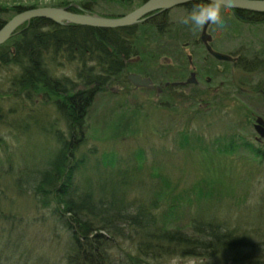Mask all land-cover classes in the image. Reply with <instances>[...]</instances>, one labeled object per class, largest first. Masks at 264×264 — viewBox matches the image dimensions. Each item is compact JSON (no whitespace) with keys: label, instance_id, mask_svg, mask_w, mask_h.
<instances>
[{"label":"trees","instance_id":"obj_1","mask_svg":"<svg viewBox=\"0 0 264 264\" xmlns=\"http://www.w3.org/2000/svg\"><path fill=\"white\" fill-rule=\"evenodd\" d=\"M146 1L117 2L127 10L135 7L127 5ZM198 3L208 4L193 2L184 8L191 11ZM95 4L87 0L68 10L111 18L125 15L97 13ZM28 9L0 7V30ZM232 12L238 23L264 24V13ZM153 16L158 17L117 29L37 18L0 46V231L9 222L8 195L13 191L30 198L37 214L47 213L44 219L52 221V233L64 239L63 264H170L174 257L197 264H264L261 212L231 215L230 205L223 207V200H213V194L208 209L191 211L188 220L184 195L171 191L162 177L147 173L145 153L129 161L123 155L97 154L96 147L87 149L88 116L96 96L121 81L128 85L129 73L152 79L160 70L163 48L180 25L167 12ZM194 38L193 44H200ZM259 46L253 56H241L237 63L246 73L264 75V42ZM67 65H72L73 77L60 73ZM176 90L165 87L161 95ZM12 100L21 103L12 105ZM22 103L26 111L19 116L17 104L22 109ZM31 103L52 105L55 118ZM187 132L183 140L190 141ZM43 137L51 139L48 146L49 139ZM33 138L42 139L43 147L30 148ZM229 141V153L247 147L264 162V145L239 139L238 147L235 138ZM23 238L17 240L22 243ZM127 242L125 249L122 243Z\"/></svg>","mask_w":264,"mask_h":264},{"label":"rangeland","instance_id":"obj_2","mask_svg":"<svg viewBox=\"0 0 264 264\" xmlns=\"http://www.w3.org/2000/svg\"><path fill=\"white\" fill-rule=\"evenodd\" d=\"M85 1L0 0V7L70 9L82 7ZM93 1L96 2L97 13L117 11V15H126L150 0L139 6L127 5L128 8L135 6L127 10L117 2L119 0ZM123 4L126 5L125 2ZM184 6L167 11L169 19L179 23L180 28L176 30V37L172 36L164 46L159 59L160 70L152 80L156 85L166 81L178 82L190 78L195 70L199 85L177 88L166 97L135 88L129 83L125 85L123 81L112 85L96 96L90 108L87 149L96 147L97 154L123 155L129 161H134L136 154L145 153L147 173L162 177L171 191L184 195V213L188 220L191 211L208 209L212 201L209 197L213 194L216 195L213 200H223V207L230 205L231 215L234 212L237 216V211H240L244 216L248 210L264 215L263 160L247 147L236 148L233 153L227 150L232 138L237 140L238 147L239 139L255 142L257 134L249 121L257 116L264 117V75L261 72L246 73L235 62L219 63L206 53L202 43L194 45L195 36L189 26L182 23L191 12ZM232 10L221 6L223 27L211 25L209 29L214 47L234 56H253L264 42V24L238 23ZM7 15L2 17L8 19ZM73 70L72 65H67L60 73L73 77ZM179 78L182 80H177ZM208 78L212 79L211 84H208ZM216 88L221 89L220 96L213 95ZM14 102L21 103L20 100H12V105ZM24 105L22 103L20 109V104H17L21 111L19 116L26 111ZM33 105L55 118L52 105ZM43 121L48 125L45 118ZM186 131L190 141L183 140ZM43 138L49 139L46 142L48 146L51 139ZM28 143L30 148L32 145L43 147L42 139L33 138ZM41 147L35 150L40 151ZM11 192L8 195L11 204L8 207L11 210L7 212L9 222L0 231V247L3 248H0V264H22L23 261L26 264H38L39 261L42 264H63L64 239L58 240V236L52 233V221L50 225L44 219L47 213L37 214L30 198H21L20 194ZM20 237H24L22 243L19 242ZM129 244L122 243V246L128 249ZM177 260L178 264L198 263L189 258Z\"/></svg>","mask_w":264,"mask_h":264},{"label":"water","instance_id":"obj_3","mask_svg":"<svg viewBox=\"0 0 264 264\" xmlns=\"http://www.w3.org/2000/svg\"><path fill=\"white\" fill-rule=\"evenodd\" d=\"M211 3V0H150L137 10L118 18H105L87 14H78L62 8H38L28 9L13 17L0 30V46L11 39L13 34L27 22L41 18L52 21L56 24L71 23L78 26H86L101 29L126 28L145 21L146 17L155 12H165L177 6H184L192 2ZM223 7L233 10H242L255 13L264 12V0H220ZM209 26L201 33V41L208 53L218 61L236 62L237 59L229 54L215 51L212 47L213 38L209 33ZM128 80L138 88H153V82L139 74H130ZM188 84H197L195 74H192ZM176 85V84H174ZM255 130L260 138L264 139V119L259 117L256 120Z\"/></svg>","mask_w":264,"mask_h":264},{"label":"clouds","instance_id":"obj_4","mask_svg":"<svg viewBox=\"0 0 264 264\" xmlns=\"http://www.w3.org/2000/svg\"><path fill=\"white\" fill-rule=\"evenodd\" d=\"M182 23L190 27L193 36H198L209 25L223 27L220 0H211L207 5L195 4ZM170 264H178L177 258H172Z\"/></svg>","mask_w":264,"mask_h":264},{"label":"flooded vegetation","instance_id":"obj_5","mask_svg":"<svg viewBox=\"0 0 264 264\" xmlns=\"http://www.w3.org/2000/svg\"><path fill=\"white\" fill-rule=\"evenodd\" d=\"M156 17H158V16H150V17H147L146 19H153V18H156ZM212 38H213V36H212ZM212 46L214 47V38H213V41H212ZM204 49H205V47H204ZM214 49L216 50V48L214 47ZM205 51H206V49H205ZM217 51V50H216ZM206 53H207V51H206ZM233 56H234V54H232ZM191 58H192V56L191 55H189V60H191ZM211 58H213L215 61H217V62H219V63H230V64H232V62L230 61V62H226V61H218V60H216L213 56L211 57ZM235 58L237 59V61L235 62V64H237L238 62H239V60H240V58H241V56H238V55H236L235 56ZM206 60V59H205ZM191 63V62H190ZM192 74H195V77H196V79H197V72L194 70L193 72H191V74H190V78H188V79H186V80H182L181 78H179V79H177V80H182V81H175V82H168V81H166V82H160V84L159 85H156L155 83H154V81H153V88H149V89H146V90H151V91H153V92H156L157 94H159V95H161V94H163L164 93V88L165 87H169V86H171V87H174V88H182V87H188L189 85H194V86H198L199 85V82H198V80H197V84H188L187 82L191 79V76H192ZM207 82H208V84H211L212 83V79L211 78H208V80H207ZM176 83V85H173V84H175ZM221 90V89H220ZM220 90L219 89H215V92H214V94L213 95H215V96H220ZM222 92V91H221ZM221 95H223V92L221 93ZM259 116H257V118H258ZM256 118V119H257ZM264 118V117H263ZM256 119H255V121L253 122V126L255 127V125H256ZM254 143H256V144H259V145H264V139H262V138H259V136L257 135V137H255V142Z\"/></svg>","mask_w":264,"mask_h":264},{"label":"bare ground","instance_id":"obj_6","mask_svg":"<svg viewBox=\"0 0 264 264\" xmlns=\"http://www.w3.org/2000/svg\"><path fill=\"white\" fill-rule=\"evenodd\" d=\"M251 13H255V12H251Z\"/></svg>","mask_w":264,"mask_h":264}]
</instances>
